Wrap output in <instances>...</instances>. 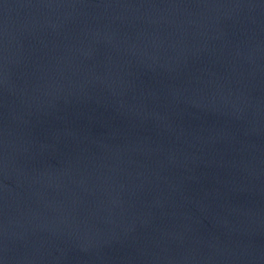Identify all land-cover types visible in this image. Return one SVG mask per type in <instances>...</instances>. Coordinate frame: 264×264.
I'll return each instance as SVG.
<instances>
[{
  "label": "water",
  "instance_id": "95a60500",
  "mask_svg": "<svg viewBox=\"0 0 264 264\" xmlns=\"http://www.w3.org/2000/svg\"><path fill=\"white\" fill-rule=\"evenodd\" d=\"M0 264H264V0H0Z\"/></svg>",
  "mask_w": 264,
  "mask_h": 264
}]
</instances>
